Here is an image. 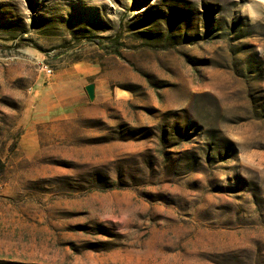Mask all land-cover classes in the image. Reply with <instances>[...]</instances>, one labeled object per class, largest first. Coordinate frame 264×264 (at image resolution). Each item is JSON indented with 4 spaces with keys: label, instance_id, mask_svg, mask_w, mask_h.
Masks as SVG:
<instances>
[{
    "label": "rangeland",
    "instance_id": "1",
    "mask_svg": "<svg viewBox=\"0 0 264 264\" xmlns=\"http://www.w3.org/2000/svg\"><path fill=\"white\" fill-rule=\"evenodd\" d=\"M0 264H264V0H0Z\"/></svg>",
    "mask_w": 264,
    "mask_h": 264
},
{
    "label": "water",
    "instance_id": "2",
    "mask_svg": "<svg viewBox=\"0 0 264 264\" xmlns=\"http://www.w3.org/2000/svg\"><path fill=\"white\" fill-rule=\"evenodd\" d=\"M87 95L89 97V100L93 102L96 97V86L94 84H90L85 88Z\"/></svg>",
    "mask_w": 264,
    "mask_h": 264
},
{
    "label": "built area",
    "instance_id": "3",
    "mask_svg": "<svg viewBox=\"0 0 264 264\" xmlns=\"http://www.w3.org/2000/svg\"><path fill=\"white\" fill-rule=\"evenodd\" d=\"M46 74L50 75L52 74V70L48 68V66L45 67Z\"/></svg>",
    "mask_w": 264,
    "mask_h": 264
},
{
    "label": "trees",
    "instance_id": "4",
    "mask_svg": "<svg viewBox=\"0 0 264 264\" xmlns=\"http://www.w3.org/2000/svg\"><path fill=\"white\" fill-rule=\"evenodd\" d=\"M98 43H100L101 44V42L99 41Z\"/></svg>",
    "mask_w": 264,
    "mask_h": 264
}]
</instances>
